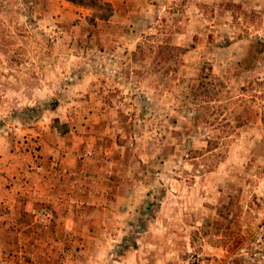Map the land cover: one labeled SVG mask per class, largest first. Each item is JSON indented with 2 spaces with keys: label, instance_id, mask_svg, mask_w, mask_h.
Segmentation results:
<instances>
[{
  "label": "rangeland",
  "instance_id": "1",
  "mask_svg": "<svg viewBox=\"0 0 264 264\" xmlns=\"http://www.w3.org/2000/svg\"><path fill=\"white\" fill-rule=\"evenodd\" d=\"M109 2L0 0V264H264V0ZM49 126L128 193L98 241L40 200Z\"/></svg>",
  "mask_w": 264,
  "mask_h": 264
},
{
  "label": "crops",
  "instance_id": "2",
  "mask_svg": "<svg viewBox=\"0 0 264 264\" xmlns=\"http://www.w3.org/2000/svg\"><path fill=\"white\" fill-rule=\"evenodd\" d=\"M50 128L51 126L46 127L41 139V156L38 160L34 158L36 162L32 161V164L39 169L42 162L59 161L60 172L58 176L41 182L43 191L40 200L53 203L55 210L61 212L62 217L57 219V227L71 232L72 235L68 238L80 240L81 244H87L88 240L98 241L104 223L102 214L109 213L110 224L119 225L117 220L121 217L118 212L124 211L125 201L129 204L128 193L124 192V184H120V180L113 179V182L112 178L103 179L99 175L104 169L101 163L96 164L92 158L89 159L78 149L70 148L67 143L62 145L61 142L50 141L47 134V129ZM38 185L36 183L35 187L38 188Z\"/></svg>",
  "mask_w": 264,
  "mask_h": 264
},
{
  "label": "trees",
  "instance_id": "3",
  "mask_svg": "<svg viewBox=\"0 0 264 264\" xmlns=\"http://www.w3.org/2000/svg\"><path fill=\"white\" fill-rule=\"evenodd\" d=\"M71 4L98 10L97 18L107 20L112 14V4L109 0H66ZM96 19V17H93ZM57 122V120H55Z\"/></svg>",
  "mask_w": 264,
  "mask_h": 264
},
{
  "label": "built area",
  "instance_id": "4",
  "mask_svg": "<svg viewBox=\"0 0 264 264\" xmlns=\"http://www.w3.org/2000/svg\"><path fill=\"white\" fill-rule=\"evenodd\" d=\"M51 218H52V212L47 208H41L35 214V220L41 226H46V224Z\"/></svg>",
  "mask_w": 264,
  "mask_h": 264
}]
</instances>
